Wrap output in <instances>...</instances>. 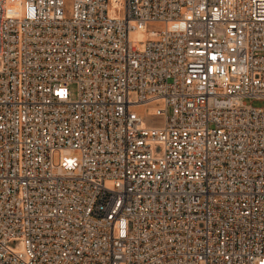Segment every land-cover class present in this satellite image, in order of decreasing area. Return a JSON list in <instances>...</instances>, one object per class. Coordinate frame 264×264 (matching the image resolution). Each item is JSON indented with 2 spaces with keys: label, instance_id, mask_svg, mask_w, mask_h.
I'll use <instances>...</instances> for the list:
<instances>
[{
  "label": "built area",
  "instance_id": "1",
  "mask_svg": "<svg viewBox=\"0 0 264 264\" xmlns=\"http://www.w3.org/2000/svg\"><path fill=\"white\" fill-rule=\"evenodd\" d=\"M252 102L264 0H0V264H264Z\"/></svg>",
  "mask_w": 264,
  "mask_h": 264
},
{
  "label": "rangeland",
  "instance_id": "2",
  "mask_svg": "<svg viewBox=\"0 0 264 264\" xmlns=\"http://www.w3.org/2000/svg\"><path fill=\"white\" fill-rule=\"evenodd\" d=\"M251 105L253 108H256V109L264 107V104L261 102H252Z\"/></svg>",
  "mask_w": 264,
  "mask_h": 264
},
{
  "label": "bare ground",
  "instance_id": "3",
  "mask_svg": "<svg viewBox=\"0 0 264 264\" xmlns=\"http://www.w3.org/2000/svg\"><path fill=\"white\" fill-rule=\"evenodd\" d=\"M151 113H152V111H151Z\"/></svg>",
  "mask_w": 264,
  "mask_h": 264
}]
</instances>
